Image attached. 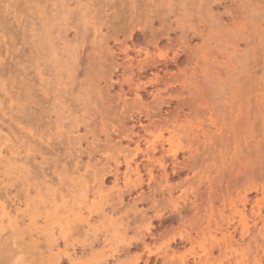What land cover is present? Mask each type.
<instances>
[{
  "label": "rangeland",
  "instance_id": "374dc122",
  "mask_svg": "<svg viewBox=\"0 0 264 264\" xmlns=\"http://www.w3.org/2000/svg\"><path fill=\"white\" fill-rule=\"evenodd\" d=\"M42 1L41 0L40 1L39 0H0V43L3 40V44L5 46L4 47L2 45V43L0 44V47L3 46L0 48V72H1L0 73V85L2 86V88L0 86V89H2L1 90L2 92L0 91V120H1L0 126H2V127H0V137L3 139L2 141H6V143L4 145L6 151L4 152V154L6 153L5 155L7 157H13V158L17 159L16 160V167L17 168L19 167L23 171L19 175H23V173L24 174L27 173V172H24L27 169L26 166L29 168V170H31L32 168L30 169L29 164L32 165L33 163L28 164V163H26L27 162L26 160H25V162H20V161H23V160H21V159H23L22 157L9 155L10 150H9V148H6L7 144H8V146L10 145L9 147H14V148L19 147L20 144H22V145L27 144V146L30 144L31 146L29 145L28 146L29 148L34 147L33 149L39 148L40 150H42L43 149L42 147H44V148L46 147V149L48 151H49V149H50V151L52 150L54 153L56 151H54L52 147H47L46 145H41L38 140L31 138L27 134L26 131L22 130V127H24L25 125L27 126L29 124V123L26 124L28 121H26L23 113L19 114L16 110L13 111L12 106H11V102H7V101H10V97L14 96V95H16V98L13 97V98H15V100L22 99L23 95L25 96V93L27 91V88L25 89V87L31 83V85H33V84L34 85L32 87L30 86L31 88L28 86V89L30 88L29 90L33 91L32 89H34V90L38 91V89H39L38 94L36 91L35 92L33 91V94H35L34 95L35 103L36 102L39 103L41 105V107H45V106L48 107L49 106V108H51L50 105L54 101V99H52V98H54L53 96H57V94H59V96H57V97H59L58 101L64 102V105H65V107L63 106V108L62 107L61 108L67 110L66 108H68L71 104V101H70L71 98H72L71 100H73V102L75 101L76 103H78L77 101H79L78 96H80V93L76 92V91H80V92L83 91L80 88H79V90L77 89V87H80V83L83 81L82 78L85 76L84 75L82 77V73L84 72L85 69L83 68V71H82V67L80 65L85 64V68H86V66L91 61V59H90L91 57H89V55H91L92 58H95L94 53L92 52V48H90V47H92V42L95 39V34H94L95 30H93L94 26L92 23L95 20L94 19H88L87 21L85 20V22H84L82 20V18H84L88 14L87 13L88 11L96 10L95 5H98L97 3L100 2L101 0H81V1L80 0H70L71 4H70L69 0H62V1L60 0V2H63L64 4L60 3L59 0H55L58 4V7H57L56 2H54V0H50L51 2L49 0H47V1H49V3L46 0H42ZM92 1L93 2L95 1V2L93 3ZM110 1L113 2V0H103L102 1V2H105L107 5L105 3L102 4V2L100 3L101 5H103V6L100 5L102 12H103L101 15H103V16L100 15L98 18L99 19L101 18L102 21H100V22L103 23V25L101 26V28H100L101 30L99 31V33L101 32L100 34L102 36L107 37L108 34H110L112 32H113L112 33L113 35L112 34L111 35L114 36L118 32H119V34L122 32L124 33V30H125L126 34L125 33L123 35L121 34L119 38L121 40H123V38H122V36H123L124 40H128V39H125V37L127 38L126 35L129 34L128 38L131 37L130 39L133 40V41L132 40L127 41V43H129L128 46L130 47V50L128 51V53H129L128 55L130 57H128V60L130 58L134 59L139 54L138 51H136V50H139L140 48L147 47L150 50L151 59L149 58V61H151L153 64L155 63L153 61H156V63L158 62L160 64L159 65L160 67L159 66L155 67V68L152 67V68H149L147 71H141L139 68H137L138 70L135 69L136 74L142 72V74L145 75V76L142 75V79H143V80H141L142 82L144 81L147 83L153 79L155 80L156 78L154 75H157V73H158V76L160 75V77H162L163 72H164V77H165V74H167L166 75L167 78L170 77L169 79H172V83L175 82L173 84L175 86V88L171 87V89H169V90L173 89L172 91L168 90V91L163 92V90H162V93L160 95H158L156 98L151 96L152 95L151 91L153 92V90L157 89L158 87L159 88L161 87V89L163 87V89H165L164 86H158V84L151 85L148 87V89L146 91L139 92V98H136L135 95H130L129 96L130 102L128 104L129 105L128 109H130L129 107H132L133 109H130V111L132 110V112H133L132 114L135 116V118L137 120H142L141 124L144 123V125H146L148 127V131H149L148 138H149V141L151 142V144L159 143V144H157V145H159V147L161 145L165 144L164 148L165 149L167 148V151L170 152V153H168V155H171L173 153H177L178 154L177 157L179 158L178 160L181 163L180 167H182L184 170H183V172L181 170V172H182V173L180 172L181 176L177 175V177H176V176L172 175L173 171H171L172 169L174 170L173 164H171L172 166L169 165L170 167H168V173L170 171L172 173H169V175H171V177L168 181H166L165 176H164V172H163V170H161L160 166L158 167V165H156V170L153 173L154 176H152V177L149 174L146 175L147 172L144 173L145 171L142 170L141 174L143 176L144 184L142 185L141 188L139 187L136 191H134L133 195L135 197L133 195L126 197L125 204H124L125 207L121 206L119 211H118V214L116 212L115 213L111 212V210L107 208L105 215H106V218L108 219V221L106 219H104L103 217L101 218L97 215L98 210H100L102 207H105V206L107 207V204L109 205V204L115 203L117 201V196H118V192L116 191L117 189L118 190L121 189L122 191H124V190L126 191L130 188H133V187H136L137 185H139L138 184L139 174H137L138 172L136 170H134L135 169L134 168L133 171L131 173H129L130 175L128 177H130V178L128 179V181L127 180L121 181V184H119V186L117 187L116 190H115V188L113 189L114 186L111 182H107L103 186L105 189L103 188L100 194H98L96 196V195H93L91 193L89 195L87 202H86V204L88 206L87 205L86 206L88 208H91L92 210H94L96 212L93 214V217L89 213V211H84V212H85V216H88V217L91 216L93 218L92 221H93V223H95V226H99L98 233H99V236L102 237L103 241L101 240L100 244L95 246V249L93 250L94 252L91 251L90 249H88L84 253L80 249L79 245L76 246V248L74 247L75 249L73 247H70L69 252L71 254L75 255L76 257H79V258L82 256V264H100L101 259H102L100 254L102 252L103 253L106 252L107 255L104 254L105 255L104 259H106V257L108 255L110 256L111 254H116L117 252H121L123 249H124L123 251H125V250L126 251L125 252L122 251V253H120V255L118 257L120 262L124 261L123 264H126V263L131 264V263H128L126 260H130L131 257L133 258L139 254H142V253H145V260H146L147 259L146 257L151 252L154 255L151 253L153 257L151 256L152 262H150V264L156 263V261H154V260H157L156 264H163L162 260H164V257H166L167 254H169V253H170V258L168 257L169 255L167 256L169 258V259H167L168 264H183V263H185V261L188 262V264H264V138H263L264 137V130H263L264 127H262V126H264V124H263V122H264V112H263V110H264V0H184V1H182V0H175V1L169 0V2H168V0H159V1H157V0H142L143 2L141 0H134V2H133V0H130V1L129 0H114L113 3ZM172 1H174V2H172ZM27 2L29 4H27ZM88 2L89 3L92 2L91 3L92 5L88 4ZM165 2H166V4H165ZM131 3L134 4V6H135V13H134L135 16L133 14L132 17H131V11H130V7L132 6ZM151 3H153V4H151ZM157 3H159V4H157ZM174 3H175V5H174ZM40 4H42V5H40ZM48 4H49V6L51 4L52 5L50 7H47ZM61 4H63V5H61ZM104 4L108 7H106ZM116 4H118L119 7H117ZM135 4L138 6H136ZM35 5H36V7H37V5H38V7L42 6V8L40 7L42 9V11L38 7L36 8ZM45 5L49 9H47L45 7ZM78 5H80V6H78ZM30 6L33 8L31 9ZM68 6L72 9H70ZM77 6L81 7V8H77ZM82 6H83V8H82ZM86 6L88 9L85 8ZM104 6H105V8H103ZM142 6L144 8L146 7V9L143 10ZM174 6H176V7H174ZM60 7H63V8H60ZM126 7L129 10L127 9L125 11L123 9ZM136 7L138 9H136ZM139 7H141L142 9H140ZM154 7H156V8H154ZM161 7H165L164 11L166 10L168 13L166 15H169L170 18H167V19H171V20L170 21L167 20V22L169 21L170 25H167L168 23L166 22V18H165L166 15L164 16V14L166 12L164 13L163 8H161ZM27 8L28 9L30 8V9L28 10ZM51 8H53V9H51ZM57 8H59V9H57ZM97 8H98V6H97ZM152 8H153L155 14H157V12L159 13L160 17L158 16V14H157V16L153 17L154 15L151 14L153 12ZM36 9H38V10H36ZM43 9H46L45 10L46 13L44 12ZM80 9H82L81 10L82 13L80 12ZM157 9H159V10L161 9L160 11H161V13H163L162 16H161L159 10H157ZM169 9L174 10L175 14L177 16L175 14H173L174 12H171L172 10H169ZM48 10H50L49 11L50 13H51V11H55V10L56 11L52 12L53 14H49ZM57 10H59L61 12H58L59 14H57L56 13ZM62 10H64L63 12L64 13L66 12L65 14H67V15H64ZM65 10H67V11H65ZM70 10H72V13L68 15L67 12H69ZM103 10H105L106 12H104ZM127 11H129L130 13H128ZM142 11L147 15L149 14L148 15L150 17L149 21H148V17L146 15L142 14L143 13ZM32 12H34V14H36L35 15L36 18L34 17ZM75 12H77V13H75ZM79 12H80V14H79ZM92 13H93V15L94 14L96 15V12L94 13V11H93ZM177 13L180 14V16L182 14V17H180ZM104 14H106V15H104ZM141 14L146 16V17H144V16H143V18H142V16L140 17ZM31 15L33 17L32 19L29 18ZM52 15H55V16H52ZM61 15L64 18H63V20L58 21V19H60V17H58V16H61ZM128 15H130V16H128ZM25 16H27V17H25ZM65 16H66V18H65ZM67 16H70L68 18V20H66ZM105 16L107 18H105ZM117 16H118V18H117ZM49 17H51L52 19ZM56 17L58 19H56ZM125 17L128 20H126ZM157 17H158V20H155ZM166 17H168V16H166ZM28 18H29V20L31 19L30 21H32V22L35 19H40L39 21L35 20L34 21L35 24L34 23L30 24L31 22H28L29 27L31 28V31L29 30L30 28L27 26L28 25L27 21H29ZM53 18L56 19V21H53L54 20ZM145 18H147V20ZM175 18H178V19H175ZM179 18H181V20L184 22L180 21ZM70 19H72L73 21ZM75 19H76V21H74ZM79 19L85 23V26L80 22ZM46 20H48V21H46ZM50 20L55 22L56 24L53 22L51 23ZM108 20H109V22H108ZM135 20H136V22L134 24L133 22ZM151 20H155L154 22L152 21L153 24H152V22H150ZM164 20H165V22H164ZM67 21H69V23L70 22L73 23V25L70 23L73 26L72 29H71V27H69L70 24ZM119 21L121 23L123 22L124 24H126V26L128 25L129 28H127L123 23H122V25L118 26ZM171 21L174 22V24ZM40 22L43 25L39 24ZM46 22H48V24L50 22L51 24H53L52 26H54V27H52L51 24H49L47 26V30L50 27V29H49L50 31L48 30V32L44 30L46 28L45 27ZM88 22H90V23H88ZM178 22L180 23L179 25L181 27L179 25H177ZM205 22L206 23L209 22V23L206 24ZM76 23H78V24L76 25ZM87 23L91 27H89L87 25ZM131 23H132V25L133 24L135 25V26L133 25V27L136 29V32L134 31V33H133L134 28H130V26H132ZM184 23H185V27H183ZM33 24H34V26H33ZM54 24L58 25L60 27L58 28V26H56L57 27V29H56ZM62 24H65V25L61 26ZM110 24H112V25H110ZM151 24H152V27H151ZM35 25H36V27H35ZM37 25H39V26H37ZM41 25H42V27H41ZM123 25L127 29L125 27H124L125 29H123L121 27ZM82 26H84V28ZM113 27H115V28H113ZM164 27L166 28V30ZM168 27L171 28L170 31H169ZM191 27H194V28L197 27L196 28L197 30H198V28H200L198 30L199 34H198V31H196L195 29H192ZM54 28H55V30H54ZM60 28L62 29V31L60 30ZM86 28H88V29H86ZM105 28H107V29H105ZM109 28H112L111 32H110ZM176 28H180V31H179V29H176ZM207 28H210L211 30L207 29ZM172 29H173V31L175 29L176 30L173 32ZM189 29L191 30V33H190ZM206 29L208 31H210L211 35L209 34V32ZM27 30H29V31H27ZM63 30H65V33L63 32ZM76 30H79V31H76ZM103 30L104 31L106 30V31L104 32ZM115 30H116V32L118 31L116 34H114ZM194 30L196 32H194ZM32 31H33V33H30ZM44 31H45V33H44ZM149 31L155 32L156 35L161 33V34L170 35V36H163L164 38L162 39V37L159 34L161 39L158 37V35H157V38H155L152 35L154 33L149 32ZM159 31H162V32H159ZM182 31L183 32L185 31L184 32L185 34H187L189 32L188 34L191 36L193 33L197 34L196 36L193 34L195 36V38L193 37L191 44L187 45V46H189L187 48H189L190 53L186 51L185 45L183 44V46H182L180 44V41L177 39V37L180 38V36L183 35ZM46 32H47V34H46ZM59 32L62 36H60ZM77 32H78V34H77ZM106 32L108 33L107 35H106ZM179 32H182V33H179ZM36 33L38 35H36ZM62 33H64V37H63ZM82 33H83V35H82ZM11 34H13V35H11ZM32 34L35 35L36 37L33 36ZM200 34H202L203 36L202 35L200 36ZM28 35L31 37H29ZM146 35H148V36H146ZM112 36L110 38H108V39L112 40V41H109L111 47L114 46L115 43L113 41H114L115 37H117V35L114 36V39L112 38ZM154 36H155V34H154ZM204 36H205V39L203 38ZM32 37L36 41H34L32 39ZM38 37L40 39L41 38L42 39L38 40ZM87 37H89V38H87ZM169 37H172V38H169ZM196 37L198 39H196ZM26 38H28V39H26ZM59 38L60 39L62 38L63 40L62 39L60 40ZM65 38H67V39H65ZM78 38H81V40ZM30 39H32V41ZM77 39L80 42L81 41H83V42L89 41V42L88 43L86 42L87 44L83 43L82 46H80V42L77 43ZM137 39L141 40L140 41L141 43ZM157 39H159L158 40L159 42L156 41ZM171 39H173L174 42L178 41L179 43L178 42L173 43L171 41ZM10 40H11V42L12 41L13 42L11 43ZM26 40L31 41L34 44V46H33V44H31V42H29V41L26 42ZM64 40H66V41L69 40L74 45L69 41H68L69 42V44H68ZM161 40H163V41H161ZM51 41H52V43H51ZM145 41L146 42L149 41L150 43L149 42L146 43ZM152 41H153L154 45L151 43ZM154 41L156 43H154ZM170 41H171V45H170ZM192 42H193V44H192ZM10 43H11V46L9 45ZM40 43H42L43 45ZM62 43H63V45H62ZM130 43L133 44V46ZM157 43H159V44H157ZM64 44H65V46H64ZM102 44L103 43H101V45ZM134 44H136L137 47H135ZM147 44H148V46H145ZM156 44H157V46H156ZM167 44H169L170 46ZM174 44L175 45L177 44V47L179 50L177 49V47H175ZM35 45L36 46L38 45V46L36 47ZM52 45H53V47H51V49L52 48L54 49V50L53 49L52 50H53L55 58L56 57L58 58L59 57L58 55H60L62 52V54L64 53V57L65 58L67 57L66 59H69V61L71 63H73V65H72L68 61L70 64H69V66L66 67V63H67L65 61L66 59H64V57H62L63 55L61 54V56H60L61 61H59L60 65L57 64L59 66V67H57V69L59 68V70H60L61 65L63 66L62 67L63 69H61L60 71L58 70L61 73V74L60 73L57 74L58 76L56 75L57 71H56V68L54 66H56L55 65L56 63H58L59 58L55 59L54 56H51L52 51H51V49H49V47ZM66 45L70 47V48L68 47V50H67ZM160 45H161V47H159ZM12 46H13V48H12ZM39 46H40V49H39ZM78 46H80V48L77 49ZM166 46H167V48H166ZM171 46L173 49L171 48ZM190 46L195 47L193 51L191 49L192 47L190 48ZM10 47L13 50H9ZM56 47L57 48L60 47V48L57 49ZM65 47H66V49H65ZM168 47H170L173 50V52L171 49L169 50ZM196 47H197V49H196ZM41 48H43V50H45V52H47L46 50L49 49L48 50L49 54L45 53L46 57L43 56L45 54H44V51L41 50ZM73 48H74V50H73ZM180 48L182 49V51ZM14 49L15 50L17 49V51H15ZM133 49H134V51H133ZM151 49H153L154 51ZM183 49H185L186 53ZM35 50L37 53H38V51L43 53V54L40 53V55L42 54V56L40 58H44L45 61L40 60L41 61L40 64L45 62V64L47 65V62H48V65H49L48 69L44 66L41 68V70L46 68L45 71L43 70V73L44 72L46 73V74H43V76L45 75L44 77H42V75L38 76V74L42 71L38 68H37L38 70L35 69L38 66H36L37 64H34L32 61L33 59H31L33 57L36 60L40 56L39 53L38 54L35 53ZM61 50L67 51V54ZM77 50H78V52H77ZM1 51L2 52L4 51L3 52L4 54ZM12 51H14V52H12ZM69 51H71V52H69ZM115 51L117 52V55H115V56L117 57V59L120 60V58L124 54L120 50H118L117 48L115 49ZM130 51H131V53H130ZM135 51H136V53H134ZM179 51H180V53H179ZM27 52H28V54H27ZM116 52H115V54H116ZM144 52L142 54L143 58H145ZM181 52L182 53L184 52L183 54H187V55L183 56ZM196 52H198L200 56L198 55V53L196 54ZM56 53H58V55ZM85 53H86V55H84ZM200 53H202V55ZM205 53H206V55L203 57V55ZM26 54H27V56H26ZM74 54H76V55H74ZM119 54H121V55H119ZM163 54L168 55V56L165 58V56ZM178 54H180V55H178ZM191 54L193 56V57H191V60H192L194 65L190 61L189 63L192 64V65L190 64V66H191L190 67L188 64V61L190 60L189 56H191ZM131 55H134V56L131 57ZM197 55L200 58L197 57ZM87 56L89 57V61H88ZM174 56L176 57V59L174 58ZM186 56H188V58ZM206 56H208V57H206ZM24 57L25 58L28 57V59L30 58L32 64H31L30 60H28V61L30 62L31 68L29 65H27L28 61L23 60V59H25ZM156 57H158V58L160 57L159 60ZM82 58H83V62H81ZM172 58L174 59V61ZM193 58L195 60H193ZM196 58H198V60ZM19 59H22L24 61V64L26 63L27 66L22 64L23 61L19 60ZM48 59L50 62L48 61ZM53 59L55 60V62L57 60V62L53 63L54 62ZM62 59H64V62ZM170 59H172L173 62H170L171 61ZM79 60H81V61L78 62ZM165 60H167V61H165ZM208 60H209V62H208ZM29 62H28V64H29ZM184 62H185V64H183ZM194 62L195 63L197 62V64L199 62V65H196ZM16 63H18V64L16 65ZM49 63H52V64H49ZM64 63H65V65H64ZM173 63H174V65H173ZM32 65H34L35 68H34V66L32 67ZM50 65H53V66H50ZM67 65H68V63H67ZM70 65H72V66H70ZM178 65H179L180 69H179ZM11 66H12V68L10 69ZM28 66H29V68L27 69ZM82 66H84V65H82ZM24 67H26V68H24ZM52 67H54L55 69ZM194 67H197V68H194ZM67 68H68V70H71V69L72 70L68 71V70H66ZM164 68H165V70H164ZM29 69H31V70H29ZM33 69L35 71L37 70L38 73L33 72ZM52 69H54V70H52ZM158 69H160L162 71V72L160 71L161 72L160 74H159ZM169 69H170V71H169ZM8 70L9 71L12 70V71L9 72ZM61 71H63V73ZM65 71L69 72V75H67L68 73H64ZM79 71L81 73L80 75L78 73ZM138 71H140V72H138ZM156 71H158V72H156ZM172 71H173L172 75L175 74L174 77L171 76ZM115 72L119 73L118 71H115ZM203 72H204V74H207L208 76H206L204 78ZM117 73H114L115 79L113 78V80H116L117 77L115 75ZM35 74H37L39 79L44 78L45 81L48 79L47 82H49L51 84H47V82H45L47 84L45 87V83L43 81H41L42 80L41 79V80H39L40 83L39 84L37 83V86H36L35 81H37L38 79L37 80L35 79V78H37V77H35L36 76ZM48 74H50V75L46 76ZM59 75H60V77H59ZM61 75L66 76V77L70 76V77L66 78V77H62ZM33 76H34L35 80L33 79ZM56 76L59 78H57ZM78 76L81 80L78 78ZM92 76H93V74H92ZM92 76L90 77V79L94 78ZM245 76L247 77V79H245L246 78ZM30 78H32V79L30 80ZM50 78L52 79L51 82L49 80ZM65 78H66V80H65ZM241 78L245 79L243 85H242L243 80H240ZM57 79H58V81H57ZM72 79H74V81ZM83 79H86L85 81L90 80L86 76ZM161 79H164V78H161ZM29 80L31 82L29 84H27L26 82H28ZM32 80H34V81L32 82ZM60 80L61 81L63 80L65 82V84H63V81L61 83H59ZM246 80L248 82H246ZM21 81L23 82V84ZM55 82H56L55 85L58 84L57 86L54 85ZM195 82L196 83L198 82L199 84L197 85V84H195ZM24 83H26V84L24 85ZM66 83L67 84L69 83V85L66 86ZM114 83H115V85L111 90V93L113 95L117 94L115 92L119 91L120 87H121L120 86L121 84L118 82V79H117V82L114 81ZM40 84H42V85H40ZM59 84L61 87L64 88V91L62 90V88H59L60 87ZM194 84L197 85V89L194 88V87H196V86H194ZM3 85H5V86H3ZM7 85H8V87H7ZM48 85H49V87H47ZM51 85L54 88L56 87L58 90L57 89L54 90V88L51 87ZM70 85H72V86H70ZM199 85H200V88H202V90H201L202 95L199 93L200 97L198 94V91L200 92V88H198ZM20 86L21 87L23 86V89H25L23 91H25V93H23ZM42 86L46 89H44ZM14 87H15V89H14ZM36 87H37V89H36ZM50 87H51L53 92L56 90L59 92V90L61 89L63 93H60L61 90L59 93L56 91V93H55L56 95L52 92V95L50 97H48L47 95H45V93L47 92L48 88H50ZM69 87H71L72 90L75 89V92L71 91L69 89ZM11 88L13 89V91H11L12 90ZM65 88H68V89H65ZM86 88H87V86H86ZM86 88L84 86V90H87ZM150 88H153V89H150ZM194 89H195V91H194ZM6 90L8 92L10 91L12 93L15 91V93H13L14 94L13 95V94L7 93ZM65 90H68L67 94H69V92L71 91L69 94L70 96L66 94ZM3 91H4V93H3ZM40 91H42L43 93ZM148 91H150V92H148ZM16 92L19 94H16ZM64 92L66 95L64 94ZM191 92L194 95L191 94ZM194 92H196V93H194ZM76 93H78V94H76ZM42 94H44V95H42ZM192 95L194 96V98ZM63 96H65L66 98H64ZM104 96H105V94L102 95L103 98H105ZM17 97H18V99H17ZM19 97H21V98H19ZM60 97H62V99ZM74 97H76V99L77 98L78 99L76 100ZM84 97L82 98V100H85L87 97L89 98L91 96H86V98H84ZM67 99L69 102L67 101ZM188 99L191 101L193 100V102L196 100L197 101L196 103L198 106L196 105V103H195V105L193 103H190ZM41 100H43V101H41ZM181 100H183V101L180 102ZM187 100L190 103L189 106L193 104L192 106H194V107H192V106L186 107L185 106L184 107L185 109H183L184 112L182 111L181 114H180V111L179 112L177 111V113H179L181 115V117H179L180 116L179 115L176 118L178 122L176 120H173L174 121L173 126H172L174 128L173 130L170 129L171 127H167L168 128V130H167V128H159L155 125L159 121L157 114H161V115L166 114V117H167L170 114L171 110H173V111H174V109L177 110L176 108H178V110H179L180 109L179 107H182V105L180 106V103L183 104L184 101H185L184 103H187ZM67 102L69 105H67ZM7 103L9 105V107H8ZM167 103H170V105ZM94 104H90V106H88V108H87L88 111L87 110L83 111V109L82 110L80 109L79 111H81V112H78L77 114L73 115V117H76V116L79 117L78 114L80 113L79 115L82 116V117L80 116V118L86 119L88 117L87 120L88 121L90 120L89 122H91L93 120L92 114L95 116L96 114H98L100 112L99 108L97 107V104L96 103H94ZM224 104H226L228 107ZM187 105H188V103H187ZM215 105H218L219 107L215 106ZM39 106L38 105L33 106V108H34L33 111H35V112L32 111L33 115H35V116L32 115L33 117H36V114H37L36 110H39V109H37V107H39ZM93 106H95L96 109ZM196 106H197L198 110H197ZM258 107L260 110H258ZM260 107L261 108L263 107V108L261 109ZM188 108H192V109L196 108V112H195L196 115H194L195 113H191L192 110L191 109L189 110ZM208 108L210 110H208ZM232 108H233V110H232ZM240 108H241V110H240ZM242 108H244L245 111ZM2 109H5V110H2ZM94 109L96 111H94ZM158 110H160V111H158ZM200 110H202L204 112V113L201 112V116L198 115L200 113L198 111H200ZM58 111H59V113H61V115L64 114V113H62V112H64L63 110H58ZM194 111H195V109H193L192 112H194ZM241 111H243V113L245 112V115L241 114L242 113ZM96 112H98V113H96ZM164 112H165V114H163ZM228 112H230V113H228ZM239 112H240L241 117H239ZM262 112H263V114H262ZM34 113H36V114H34ZM71 113H72V110H71V112H68V115ZM134 113H136V115ZM141 113L143 116L141 115ZM149 113H152V114L154 113L153 115L151 114V116H152L151 122L152 123H150L149 119H147V117H146V115ZM174 113H175V111H174ZM249 113H251V114L249 115ZM185 114L186 115L189 114L190 117L185 116ZM197 115L200 116V118ZM223 115L226 116V120L223 118ZM243 115H244L245 119L247 117L248 120L246 119V121H244ZM1 116H4V119ZM17 116H18V119H17ZM20 116H21V118H20ZM196 116H197V118H196ZM14 117L16 119H14ZM187 117H189V118H187ZM36 118H34V120H36ZM53 118L56 119L55 114L53 115ZM178 118H180V121ZM211 118L213 119V121ZM2 119L5 120L6 122L4 121L5 122L4 123ZM19 119L22 121H20ZM31 119L33 120L32 117L30 118V120ZM30 120H29V122L31 124H33V125L38 124V127L40 126L39 121H37L38 119L36 121L33 120V122H32V120L31 121ZM240 120L242 121L241 124L243 123L242 125H240V123H239ZM214 121H216V122H214ZM248 121L250 123H248ZM24 122H26L25 125L23 124ZM45 123L46 122H43L42 124L46 125ZM246 123H248L251 126V127H249L250 128L249 131H247L248 130V124H246ZM131 124L135 125L136 127L139 125L141 126V124H138L137 121L136 122L131 121ZM177 124L180 126L176 127V130H175V126ZM215 124H217V125L214 127ZM251 124L253 125V127ZM33 125H32V128H34ZM239 125H240V127L242 126L241 129H243V127H245L246 132L241 130ZM245 125L247 126V128ZM36 127L37 126H35L34 129H36ZM139 127H137V130L140 129V131H142L141 127L140 128ZM223 130H225L226 132L224 131L225 133H222ZM210 131L211 132L213 131L212 133H214L216 137L213 136L214 134L212 135L213 136L212 137ZM216 131L217 132L219 131V133L221 132L224 135H222L221 133L217 134ZM261 131H263V134ZM247 132H248L247 135H249V132L250 133L253 132V133L250 134L251 136L249 135L246 137L245 134ZM77 133L79 135H83L85 133V128H83L82 130H80ZM141 133H143V131ZM252 134H254V138H253ZM220 135L223 137L225 136V138L220 137ZM243 135H245V136H243ZM8 137H9V139H8ZM4 138H5V140H4ZM15 138H16V140H13ZM89 139H90L89 141H91L92 138L90 137ZM223 139H225L224 141H226L227 145L229 144L228 147H227L226 143L223 141ZM16 141L19 142V144H17ZM22 142L23 143L26 142V144L25 143L23 144ZM160 143H161V145H160ZM124 144L126 146L128 144V142L127 143L125 142ZM223 145H224V148H223V150H221ZM60 146H62V145H60ZM86 146H88L87 143H84L83 148H86ZM148 146L149 145H147L146 143H143V145L141 146V150L145 151ZM58 147L59 146H56L54 148L58 149ZM62 147H64V148L61 149ZM62 147H59V149L57 150L58 154H56L57 153L56 152L55 154H53V157H52V154L50 155V153L52 151L51 152H44L43 150H45V149H43L41 151V153L39 152V154H37V156L38 155L39 156L37 157L36 162H38V164H39L42 161L43 156H46L49 158L52 157V159H56V160L59 158L58 160L60 161V165H58L59 166L58 168H59V170H62L63 167L65 165L67 166V164H68L64 160L65 157L68 155V153H66V149H65L66 146H62ZM131 149L133 151H136L137 146L133 144ZM225 149H226V151H225ZM61 150H63V151H61ZM62 152L64 154H62ZM48 153H49V155H48ZM59 153H61L62 155ZM65 153H66V155H65ZM106 153H107V155H113L114 151H107ZM222 153H223V155H222ZM225 153H227V156ZM209 154H212V156H213L212 157L210 155L211 159L208 158ZM23 155H25L24 152H23ZM158 157H159V155H158ZM224 158H225V160H224ZM193 160H195V161H193ZM196 160L200 161V163L198 162L199 164H196L197 163ZM87 161H88V158H85V162H87ZM192 161L195 164H191ZM18 162H20V163H18ZM25 164H26V166H25ZM186 165L187 166L190 165V166L187 167ZM191 165H194L195 167L194 166L192 167ZM32 167L35 168L34 166H32ZM171 167H173V168H171ZM34 170L32 169L31 171L33 172ZM14 172H16V171H14ZM81 174H84V176H83V179H84L86 177L85 175L86 174L89 175L90 172L86 173V170H82ZM161 175H163L162 178H161ZM30 176H32V174ZM51 177H52V175L49 176V178H51ZM4 178H5V180H4ZM2 179L4 180V182L2 181ZM9 179L10 178L7 176H3L0 178V184H1L0 189L4 188L3 190H5V187H6V189H7V187H9L8 192H14L15 191L14 193H16V190L11 191V187L9 186L10 184H6L9 182ZM88 179L90 180V177H88ZM54 180L56 182V179H54ZM52 185L48 184V186H51L50 187V188H52L51 190L56 189V188L58 189L61 186L60 184L57 185V182H56V184H54L55 188H53ZM17 186H20V184H17ZM43 186L45 187V185H42V187ZM41 190H42V191H40L41 197H39V199H43L44 201L48 200V198L51 199V196L49 195L51 193L48 192V191H50L49 187H46V190H43V188ZM43 191H44V193H43ZM45 191H47V192L45 193ZM2 193H3V191H0L1 202H7L8 201L7 199L10 196H12V194H8L10 196H7L6 192H4L3 196L5 195L7 198L5 200V196L4 197L1 196ZM143 194L147 198V200L144 202L139 200V196L143 195ZM33 195L35 196V197L33 196L34 198L37 197L36 194H33ZM1 197L4 199V201ZM135 198H138V201H139V203L137 205L138 214L136 215V217H139L138 222L133 226L132 231L128 235L125 236V234H123V236L126 237L127 241L133 242V247H131L129 249L127 244L124 243L123 239L121 238V233L124 232V228L123 227L121 228V222L126 224L128 217H129L130 221L133 220L134 215L130 209L132 208V205H133L132 200H134ZM82 199H83L82 196H78L76 198H73V200L76 203L78 201L81 202ZM113 200H115V202H112ZM58 203L61 204L60 199H58ZM127 204H129L130 206H127ZM194 204L198 205V210H196L194 208V206H195ZM195 215H198L201 218V231L199 234H197L188 223L189 219L191 220L193 218V216H195ZM161 224L163 226H161ZM8 226H9V222L7 219L0 220V247H2V248H0V250L3 249L4 241L9 236ZM118 228H119V230H118ZM149 228H150V231H148ZM164 232L165 233L168 232L167 235L164 234ZM141 233L144 234L143 236H147V240L149 242L147 240H146V242H148L147 243L148 245L150 244L149 250H144L143 245L140 244L139 242H138L139 246L137 245L138 239L142 236ZM151 234H153V235L155 234L156 235L155 238H151L150 237ZM74 235L76 236L75 233H74ZM107 236L109 238L108 239L109 241L104 242V239H107ZM191 236L194 239V240L192 239V241H190V239L188 240V238H190ZM77 238H79V237L77 236ZM173 238L175 239V242L172 241L170 243V240ZM80 239H82V238H80ZM80 239H79V241H80ZM256 240H257V242H256ZM61 244H62L61 245V251L63 249L65 250L66 247H65V245H63L64 243H61ZM126 253H127V255H126ZM129 254H131L132 256H130ZM8 255L11 257L12 253L6 254L4 256H2L0 254V256H1L0 257V264H33L31 262V260L28 258V255H26V257H24L25 255L22 254L13 260H8L7 259L9 257ZM97 255L99 257H97ZM22 256L24 258H26L23 261H21V259H20V258H23ZM3 257H6V259L4 258L5 261H4ZM99 258H101V259L99 260ZM109 261H110V263H108V264H119V262L117 263L115 260L112 261L110 259ZM140 264H145V263L142 262Z\"/></svg>",
  "mask_w": 264,
  "mask_h": 264
},
{
  "label": "bare ground",
  "instance_id": "6f19581e",
  "mask_svg": "<svg viewBox=\"0 0 264 264\" xmlns=\"http://www.w3.org/2000/svg\"><path fill=\"white\" fill-rule=\"evenodd\" d=\"M40 1V0H39ZM42 1V0H41ZM47 1V0H46ZM50 1V0H49ZM49 1H47L48 3H49ZM62 1V0H61ZM81 1V0H80ZM103 0H101L100 2H98L97 4L98 5H95V8H96V10H93L94 11V13L96 12V15L94 14L93 15V11H88L87 13V15L84 17V18H82V20L85 22V20L87 21L88 19H94L95 21L94 22H92L93 23V26H94V29L93 30H95L94 31V34H95V39H94V41L92 42V47H90V48H92V52L94 53V56H95V58H92V56L91 55H89V57H91L90 59H91V61H90V63L86 66V68H85V64H79L81 67H82V71H83V68L85 69L84 70V74L82 73V77L85 75L86 77H88L89 79H90V77L92 76V74H93V76L92 77H94V78H91L90 80H87V81H85L86 79H83V78H85V76L82 78V82L80 83V87H77V89L79 90V88L81 89V90H83V91H76V92H79L80 93V96H78L79 97V101H77L78 103H76L75 101L73 102V100H71L70 99V101H71V104H70V106L68 107V108H66L67 110H65V109H62L63 108V106L65 107V105H64V102H59L58 101V99H59V97H57V96H59V94H57V96H53L54 98H52V99H54V101L51 103V105H50V107L51 108H49V106L48 107H41V105L39 104V103H35V101H34V95L35 94H33V91L35 92H37V94H38V92H39V89H38V91L37 90H34V89H32L33 91H31V90H29L33 85H31V79L32 78H30V80L28 81V82H26L27 84H29V85H27L26 87H25V89L27 88V91H26V93H25V91H23V90H25V89H23V86L21 87V90L23 91V93H25V96L23 95V98L22 99H19V100H15V98H16V95H14L13 93H15V91L12 93V92H8L7 90V93H10V94H13L14 96H11L10 97V101H7V102H11V106H12V110L13 111H17L19 114H21V113H23L24 114V116H25V119H26V121H28L27 123L26 122H24L23 124L25 125V123L26 124H28L27 126L25 125L24 127H22V130H24V131H26L27 132V134L31 137V138H33V139H35V140H38L39 142H40V144L41 145H46L47 147H52L53 148V150L54 151H56L55 153L56 154H58V149H59V147H62V146H66V153H68V155L65 157V161L68 163L67 164V166L65 165L64 167H63V169L62 170H59V166L58 165H60V161L57 159H52V157H53V154H55L52 150V152L50 151V149H49V151L46 149V147L44 148V147H42L43 149H45V150H43L44 152H51L50 153V155L52 154V157L51 158H49V157H46V156H43L42 157V161L38 164V162H36L37 161V157L39 156H37V154H39V152L41 153V151L42 150H40L39 148L38 149H33V148H29L28 146L30 145H28L27 146V144H26V142H24L26 145H22V144H20V146L19 147H9L8 146V144H7V146H6V148H9V150H10V154L9 155H12V156H19V157H22L23 159H21V160H23V161H20V162H25V160L27 161L26 163H33L32 165L31 164H29V166H30V169L32 168L34 171V173L31 171V170H29V168L26 166V164H25V166H26V171H24V172H27V173H23V175H19L20 173H22L23 171L18 167H16V158H13V157H7L5 154H4V152L6 151L5 150V147H4V145H5V143H6V141H2L3 139L0 137V178L1 177H3V176H7V177H9L10 179H9V182L8 183H6V184H10L9 186L11 187V191H14V190H16V193H14V192H8V189H9V187H7V189H6V187H5V190H3L4 188H2V189H0V191H3V193L1 194V196H3V194H4V192H6V195L7 196H10V195H8V194H12V196H10L8 199L6 198V196H5V200L7 199L8 201L7 202H1V200H0V220H4V219H7L8 220V222H9V226H8V230H9V236L6 238V240L4 241V244H3V249H1L0 250V254L2 255V256H4V255H6V254H11L12 253V256L10 257L9 255V257L7 258L8 260H13V259H15L16 257H18L19 255H25L24 257H26V255H28V258L31 260V262L33 263V264H82V256L79 258V257H76L75 255H73V254H71L70 252H69V248L70 247H75L76 248V246H78L79 245V247H80V249L82 250V252H86L88 249H90L91 251H93L94 249H95V246L96 245H98V244H100V242H101V240H102V237H100L99 236V233H98V231H99V226H95V223H93V214L96 212V211H94V210H92L91 208H88L87 206V204H86V202H87V200H88V198H89V195L92 193L93 195H98V194H100L101 193V191H102V189L104 188L103 186H104V184H106L107 182H111L112 184H113V189L115 188V190L117 189V187L119 186V184H121V181H123V180H127L128 181V179L130 178V177H128L130 174L129 173H131L132 171H133V169L134 170H136L138 173L137 174H139V182H138V184L139 185H137L136 187H133V188H130V189H128V190H124V191H122L121 189H117L116 191L118 192V196H117V201L115 202V200H113L112 202H115V203H112V204H107V207L105 206V207H102L100 210H98V213H97V215L99 216V217H103L104 219H106L107 221H108V219L106 218V215H105V212H106V210H107V208L108 209H110L111 210V212H113V213H117L118 214V211H119V209H120V207L121 206H124V204H125V200H126V197L127 196H132L133 195V193H134V191H136L139 187L141 188L142 187V185L144 184V181H143V176H142V174H141V172H142V170H144L145 172L144 173H146V175L147 174H149V175H151V177L152 176H154L153 175V173L155 172V170H156V165H158V167L160 166V168H161V170H163V172H164V176H165V179H166V181H168L169 179H170V177H171V175H169V173H172L171 171H173V173H172V175H174V176H176L177 177V175L179 176L182 172H183V168L182 167H180L181 166V163H180V161L178 160L179 158L177 157V153H173V154H171V155H168V153H170L169 151H167V148L165 149L164 148V145H161V143H160V147H159V145H157V144H159V143H153V144H151V142L149 141V138H148V133H149V131H148V127L146 126V125H144V123H142L141 124V121L142 120H137L136 118H135V116L132 114L133 112H132V110L130 111V109H133L132 107H129L130 109H128V104H129V102H130V100H129V96L130 95H135L136 96V98H139V92H141V91H146L147 89H148V87L149 86H151V85H154V84H158V86H164V88L165 89H163V87H162V89H161V87L159 88L158 86V88L157 89H155V90H153V92L151 91V96L152 97H154V98H156L158 95H160L161 93H162V90H163V92L164 91H168L169 89H171V87H174L175 88V86L173 85L174 83H172V79H169V78H167V74H165V77H164V72H163V75H162V77H160V75L158 76V73H157V75H154L155 76V80L153 81V80H151L150 82H142L141 80H143L142 79V75L143 76H145L144 74H142V72H140V71H138V72H140V73H138V74H136L135 73V69H137V68H139L141 71H147L149 68H152V67H158L160 64L157 62L156 63V61H153V62H155L154 64L151 62V61H149V58L151 59V52H150V50L147 48V47H145V48H140L139 50H136V51H138V55L133 59V58H130L129 60H128V57H130L128 54V51L130 50V47L128 46V44L129 43H127V41L128 40H132V39H130V38H128V35H126L127 36V38L125 37V39H128V40H124V37L122 36V38H123V40H121L119 37H120V35L122 34H124L125 33V30H124V33L122 32V33H120L119 34V32L117 33L116 32V30L114 31V34H116L117 35V37H115V39H114V36H116V35H114V36H112L113 34V32L112 33H110V34H108L107 32H106V35L108 34V36L106 37V36H102L100 33H99V31L101 30L100 28H101V26L103 25V23H101L100 21H102L101 20V18L99 19L98 17L103 13L102 12V9H101V7H100V3L102 2ZM130 1V0H129ZM142 1V0H141ZM157 1H159V0H157ZM156 1V2H157ZM175 1V0H174ZM174 1H172V2H174ZM182 1H184V0H182ZM29 2V1H28ZM27 2V4H29ZM43 2V1H42ZM45 2V1H44ZM51 2V1H50ZM54 2H56L55 0H54ZM59 2H60V0H59ZM69 2H70V0H69ZM84 2V1H83ZM82 2V3H83ZM93 2V1H92ZM91 2V3H92ZM95 2V1H94ZM93 2V3H94ZM110 2H112V1H110ZM113 2H114V0H113ZM112 2V3H113ZM133 2H134V0H133ZM143 2V1H142ZM148 2V1H147ZM164 2V1H163ZM167 2V1H166ZM166 2H165V4H166ZM168 2H169V0H168ZM178 2V1H177ZM46 3V2H45ZM60 3H63V2H60ZM91 3H89L88 2V4H91ZM103 3H105V2H102V4ZM117 3V2H116ZM128 3V2H127ZM137 3V2H136ZM161 3V2H160ZM32 4V3H31ZM56 4H57V2H56ZM64 4V3H63ZM63 4H61V5H63ZM70 4H71V2H70ZM69 4V5H70ZM96 4V3H95ZM106 4V3H105ZM104 4V5H105ZM119 4V3H118ZM118 4H116L117 5V7H119V5ZM126 4V3H125ZM130 4V3H129ZM132 4V3H131ZM142 4V3H141ZM148 4V3H147ZM151 4H153V3H151ZM157 4H159V3H157ZM162 4V3H161ZM164 4V5H165ZM177 4V3H176ZM40 5H42V4H40ZM52 5V4H51ZM50 5V6H51ZM66 5V4H65ZM83 5V4H82ZM92 5V4H91ZM107 5V4H106ZM105 5V6H106ZM136 5V4H135ZM150 5V4H149ZM163 5V6H164ZM174 5H175V3H174ZM44 6V5H43ZM49 6V4L47 5V7H50ZM54 6V5H53ZM78 6H80V5H78ZM77 6V8H81V7H78ZM94 6V5H93ZM97 6H98V8H97ZM101 6H103V5H101ZM105 6L103 7V8H105ZM123 6V5H122ZM131 6V5H130ZM136 6H138V5H136ZM151 6V5H150ZM168 6V5H167ZM31 7V6H30ZM35 7H36V5H35ZM37 7H38V5H37ZM36 7V8H37ZM42 6H39L38 8L42 11ZM45 7H46V5H45ZM46 7V8H47ZM57 7H58V4H57ZM69 7V6H68ZM106 7H108V6H106ZM143 7V6H142ZM174 7H176V6H174ZM33 7H31V9H32ZM44 8V7H43ZM60 8H63V7H60ZM70 8V7H69ZM82 8H83V6H82ZM86 9H88L87 8V6L85 7ZM140 9H142L141 7H139ZM154 8H156V7H154ZM161 8H163V12L165 13L164 14V16L166 15V14H168L167 13V11L165 10L164 11V8L165 7H161ZM173 8V7H172ZM28 9V8H27ZM30 9V8H29ZM28 9V10H29ZM47 9H49V8H47ZM51 9H53V8H51ZM50 9V10H51ZM57 9H59V8H57ZM70 9H72V8H70ZM125 11L128 9L127 7L126 8H123ZM136 9H138L137 7H136ZM146 9V7L144 8L143 7V10H145ZM150 9V8H149ZM175 9V8H174ZM36 10H38V9H36ZM35 10V11H36ZM44 10V12L46 13V9H43ZM50 10H48V12L50 11ZM68 10V9H67ZM67 10H65V11H67ZM81 10L82 9H80V12H81ZM129 10V9H128ZM148 10V9H147ZM157 10H159V9H157ZM161 10V9H160ZM159 10V12H160V14H161V16L163 15V13H161V11ZM169 10H172V9H169ZM177 10V9H176ZM40 11V12H41ZM56 11V10H55ZM55 11H51V13L49 12V14H53L52 12H55ZM64 10H62V12H63ZM71 11V12H70ZM69 12H67L68 13V15L69 14H71L72 13V10H70ZM104 12H106L105 10H103ZM109 11V10H108ZM130 11H131V17H132V15L135 13V6H134V4H132V6L130 7ZM149 11V10H148ZM151 11V10H150ZM152 13L151 14H153L154 16L153 17H155V16H157V14H158V16H159V13L157 12V14H155L154 13V10H153V8H152ZM156 11V10H155ZM26 12V11H25ZM30 12V11H29ZM43 12V13H44ZM58 12H61V11H59V10H57V14H59ZM80 12H79V14H80ZM128 13H130L129 11H127ZM139 12V11H138ZM141 12V11H140ZM143 12V11H142ZM171 12H174L173 14H175V11L174 10H172ZM33 13V15H34V17H35V15L36 14H34V12H32ZM31 13V14H32ZM64 13V12H63ZM66 13V12H65ZM64 13V15H67V14H65ZM75 13H77V12H75ZM82 13V12H81ZM148 13V12H147ZM150 13V12H149ZM170 13V12H169ZM27 14V13H26ZM48 14V13H47ZM48 14V15H49ZM61 14V13H60ZM107 14V13H106ZM106 14H104V15H106ZM116 14V13H115ZM137 14V13H136ZM140 14V13H139ZM142 14H144V15H146L147 17H148V21L150 20L149 18V14L147 15V14H145L144 12L142 13ZM140 15V17L142 16V18H143V16L144 15ZM172 14V13H171ZM170 14V15H171ZM178 14V13H177ZM30 15V14H29ZM124 15V14H123ZM176 15V14H175ZM179 16H180V14H178ZM28 16V15H27ZM27 16H25V17H27ZM44 16V15H43ZM50 16V15H49ZM52 16H55V15H52ZM71 16V15H70ZM70 16H67V19L66 20H68V18L70 17ZM101 16H103V15H101ZM125 16V15H124ZM128 16H130V15H128ZM134 16H135V14H134ZM146 16H144V17H146ZM166 16H168V17H166ZM165 16V18H166V22H167V20H171V19H167V18H170L169 17V15H166ZM177 16V15H176ZM58 17H60V19H58L57 17H56V19H58V21L60 20H63V18L64 17H62V15L61 16H58ZM62 17V18H61ZM116 17V16H115ZM160 17V16H159ZM175 17V16H174ZM180 17H182V14H181V16ZM16 18V17H15ZM29 18H33L32 17V15L29 17ZM29 18H28V20H29ZM36 18V17H35ZM49 18H51V17H49ZM48 18V19H49ZM65 18H66V16H65ZM105 18H107L106 16H105ZM109 18V17H108ZM117 18H118V16H117ZM141 18V19H142ZM152 18V17H151ZM184 18V17H183ZM18 19V18H17ZM30 19V20H31ZM52 19V18H51ZM54 19V18H53ZM56 19H54L53 21H56ZM125 19H126V17H125ZM146 20H147V18H145ZM153 19V18H152ZM162 19V18H161ZM175 19H178V18H175ZM180 19V21H182L181 20V18H179ZM25 20V19H24ZM27 21V26L29 27V23L28 22H31L30 24H32V23H34V21L36 20H40V19H35L33 22L32 21ZM70 20H72V19H70ZM80 20V19H79ZM82 20H80V22L85 26V23L84 22H82ZM106 20V19H105ZM126 20H128V19H126ZM155 20H158V17L155 19ZM155 20H151L150 22H154ZM46 21H48V20H46ZM53 21H51L50 20V22L52 23ZM73 21V20H72ZM74 21H76V19L74 20ZM130 21V20H129ZM147 21V22H148ZM163 21V20H162ZM169 21L167 22L168 24L167 25H170V23H169ZM43 22V21H42ZM49 22V24H51ZM65 22V21H64ZM68 23H69V21H67ZM108 22H109V20H108ZM107 22V23H108ZM117 22V21H116ZM135 22H136V20L133 22L134 24H135ZM153 22H152V24H153ZM159 22V21H158ZM164 22H165V20H164ZM172 22V21H171ZM176 22V21H175ZM182 22H184V21H182ZM53 23H55V22H53ZM71 23V22H70ZM69 23V24H70ZM88 23H90V22H88ZM88 23H87V25H88ZM123 23V22H122ZM122 23L119 21V25L118 26H120V25H122ZM173 24H174V22H172ZM206 23V22H205ZM209 23V22H208ZM208 23H206V24H208ZM35 24V23H34ZM34 24H33V26H34ZM38 24V23H37ZM39 24H42L41 22L39 23ZM48 24V22H46V25H45V31H47L48 32V30L50 29V27H49V29L47 30V26L49 25ZM56 24V23H55ZM54 24V25H55ZM58 24V23H57ZM72 25H73V23H71ZM70 24V26L69 27H71V29H72V25ZM78 23H76V25H77ZM124 24V23H123ZM130 24V23H129ZM133 24V25H134ZM152 24H151V27H152ZM180 23L178 22V24L177 25H179ZM205 24V25H206ZM43 25V24H42ZM42 25H41V27H42ZM53 24H51V26H52ZM59 25V24H58ZM58 25H55V27L56 26H58ZM65 24H62L61 26H64ZM67 25V24H66ZM91 25V24H90ZM110 25H112V24H110ZM125 26H126V24H124ZM121 26L123 29H125L126 27L127 28H129L128 27V25L125 27V26ZM131 25H132V23H131ZM133 25L132 26H130V28H134L133 27ZM165 25V24H164ZM176 25V26H177ZM182 25V24H181ZM2 26V25H1ZM5 26V25H4ZM37 26H39V25H37ZM84 26H82L83 28H84ZM89 26V25H88ZM107 26V25H106ZM116 26V25H115ZM117 26V27H118ZM135 26V25H134ZM172 26V25H171ZM170 26V27H171ZM180 26V25H179ZM6 27V26H5ZM27 27V28H28ZM35 27H36V25H35ZM40 27V28H41ZM52 27H54V26H52ZM51 27V28H52ZM60 26H58V28H59ZM66 27V26H65ZM87 27V26H86ZM89 27H91V26H89ZM125 27V28H124ZM150 27V28H151ZM170 27H168L169 28V31H170V29L172 28H170ZM174 27V26H173ZM181 27V26H180ZM183 27H185V23H184V25H183ZM210 27V26H209ZM26 28V27H25ZM30 28V27H29ZM28 28V29H29ZM64 28V27H63ZM113 28H115V27H113ZM120 28V27H119ZM126 28V29H127ZM165 28V27H164ZM175 28V27H174ZM187 28V27H186ZM192 29H195L196 31H198L200 28H198V30L196 29V28H194V27H191ZM211 28V27H210ZM210 28H207V29H210ZM34 29V28H33ZM38 29V28H37ZM53 29V28H52ZM56 29H57V27H56ZM66 29V28H65ZM74 29V28H73ZM77 29V28H76ZM86 29H88V28H86ZM91 29V28H90ZM105 29H107V28H105ZM110 29V32H111V30H112V28H109ZM155 29V28H154ZM176 29H179V31H180V28H176ZM175 29V30H176ZM182 29V28H181ZM206 29V30H207ZM25 30V29H24ZM30 31H31V28L29 29ZM29 30H27V31H29ZM54 30H55V28H54ZM60 30L62 31V29L60 28ZM83 30V29H82ZM130 30V29H129ZM165 30H166V28H165ZM174 30V31H175ZM194 30V32H196ZM211 30V29H210ZM45 31H44V33H45ZM50 31V30H49ZM59 31V30H58ZM74 31V30H73ZM76 31H79V30H76ZM87 31V30H86ZM91 31V30H90ZM104 31V30H103ZM106 31V30H105ZM104 31V32H105ZM134 31L136 32V29L134 28V30H133V33H134ZM153 31V30H152ZM152 31H149V32H152ZM172 31H173V29H172ZM171 31V32H172ZM173 31V32H174ZM188 31V30H187ZM186 31V32H187ZM189 31H190V33H191V30L189 29ZM202 31V30H201ZM200 31V32H201ZM208 31V30H207ZM7 32V31H6ZM43 32V31H42ZM47 32H46V34H47ZM63 32L65 33V30H63ZM83 32V31H82ZM129 32V31H128ZM159 32H162V31H159ZM183 32V31H182ZM182 32H179V33H182ZM185 32V31H184ZM183 32V35H181L180 36V38H178L177 37V39L180 41V44L183 46V44L185 45V47H186V51L187 52H189L190 53V51H189V48H187V47H189V46H187V45H190L191 44V41L193 40L192 38L194 37L195 38V36L197 35V34H192V36L191 35H189L188 33L187 34H185ZM209 32V34L211 35V33H210V31H208ZM22 33V32H21ZM30 33H33V31L32 32H30ZM35 33V32H34ZM38 33V32H37ZM36 33V35H38ZM52 33V32H51ZM64 33H62L63 34V37H64ZM130 33V32H129ZM147 33V32H146ZM152 33H154L155 34V36H154V34H152L153 35V37H155V38H157V35H158V37L161 39V37H162V39L164 38L163 36H170V35H165V34H161V33H159L160 34V36H159V34H157L156 35V33L155 32H152ZM158 33V32H157ZM176 33V32H175ZM45 34V35H46ZM54 34V33H53ZM59 34H60V32H59ZM76 34V33H75ZM77 34H78V32H77ZM112 34V35H111ZM119 34V35H118ZM126 34V33H125ZM172 34V33H171ZM198 34H199V31H198ZM11 35H13V34H11ZM23 35V34H22ZM33 35V34H32ZM80 35V34H79ZM82 35H83V33H82ZM112 36V38L114 39V46L113 47H111L110 46V42L109 41H112L111 39H108V38H110L111 36ZM134 35V34H133ZM140 35V34H139ZM151 35V36H152ZM180 35V34H179ZM202 34H200V36H201ZM208 35V34H207ZM206 35V36H207ZM10 36V35H9ZM29 36V35H28ZM33 36H35V35H33ZM50 36V35H49ZM60 36H62L61 34H60ZM66 36V35H65ZM131 36V35H130ZM136 36V35H135ZM138 36V35H137ZM144 36V35H143ZM146 36H148V35H146ZM199 36V35H198ZM203 36V35H202ZM7 37V36H6ZM26 37V36H25ZM29 37H31V36H29ZM36 37V36H35ZM40 37V36H39ZM38 37V40L40 39ZM68 37V36H67ZM79 37V36H78ZM86 37V36H85ZM145 37V36H144ZM45 38V37H44ZM75 38V37H74ZM87 38H89V37H87ZM139 38V37H138ZM142 38V37H141ZM147 38V37H146ZM169 38H172V37H169ZM175 38V37H174ZM173 38V39H174ZM204 39H205V36L203 37ZM8 39V38H7ZM26 39H28V38H26ZM32 39H33V37H32ZM32 39H30L31 41H32ZM42 39V38H41ZM40 39V40H41ZM60 39V38H59ZM62 39V38H61ZM60 39V40H61ZM65 39H67V38H65ZM78 39H80L81 40V38H78ZM78 39H77V43L78 42H80V41H78ZM92 39V38H91ZM90 39V40H91ZM101 39V40H100ZM173 39H171V41L173 42V43H177L178 41H175L174 42V40ZM196 39H198L197 37H196ZM16 40V39H15ZM34 41H36L35 39H33ZM63 40V39H62ZM93 40V39H92ZM137 40H139V39H137ZM146 40V39H145ZM155 40V39H154ZM159 39H157L156 41H158ZM17 41V40H16ZM27 41H29V40H26V42ZM31 41H29V42H31ZM64 41H66V40H64ZM63 41V42H64ZM69 40H67L66 41V43H68L69 44V42H71V41H69ZM73 41V40H72ZM85 41V40H84ZM133 41V40H132ZM135 41V40H134ZM141 40H139V42H140ZM144 41V40H143ZM147 41V40H146ZM145 41V42H146ZM161 41H163V40H161ZM171 41H170V45H171ZM10 42H11V40H10ZM13 42V41H12ZM11 42V43H12ZM40 42V41H39ZM38 42V43H39ZM42 42V41H41ZM74 42V41H73ZM76 42V41H75ZM89 42V41H85V42H83V41H81L80 42V46H82V44L84 43V44H87V43ZM149 42V41H148ZM148 42H146V43H148ZM159 42V41H158ZM2 45L4 46V44H3V40H2ZM0 43V44H1ZM9 43V42H8ZM11 43L9 44L10 46H11ZM36 43V42H35ZM51 43H52V41H51ZM50 43V44H51ZM57 43V42H56ZM72 43V42H71ZM70 43V44H71ZM101 43H103L102 45H101ZM133 43V42H132ZM135 43V42H134ZM141 43V42H140ZM150 43V42H149ZM152 44H153V41L151 42ZM154 43H156L155 41H154ZM179 43V42H178ZM27 44V43H26ZM31 44H33L32 42H31ZM40 44H42V43H40ZM73 44V43H72ZM131 44V43H130ZM157 44H159V43H157ZM157 44H156V46H157ZM166 44V43H165ZM179 44V45H180ZM192 44H193V42H192ZM29 45V44H28ZM27 45V46H28ZM43 45V44H42ZM48 45V44H47ZM62 45H63V43H62ZM74 45V44H73ZM113 45V44H112ZM132 46H133V44H131ZM135 45V47H137L136 46V44H134ZM154 45V44H153ZM167 45H169V44H167ZM169 45V46H170ZM175 45V44H174ZM173 45V46H174ZM3 46H1V47H3ZM32 46V45H31ZM33 46H34V44H33ZM36 46V45H35ZM38 46V45H37ZM36 46V47H37ZM41 46V45H40ZM40 46H39V49H40ZM56 46V45H55ZM58 46V45H57ZM64 46H65V44H64ZM67 46V45H66ZM80 46H78L77 47V49L78 48H80ZM85 46V45H84ZM87 46V45H86ZM91 46V45H90ZM139 46V45H138ZM145 46H148V44L147 45H145ZM164 46V45H163ZM0 47V48H1ZM5 47V46H4ZM24 47V46H23ZM51 47H53V45L52 46H50L49 47V49H51ZM68 47L69 46H67V50H68ZM144 47V46H143ZM159 47H161V45L159 46ZM175 47H177V44L175 45ZM192 46H190V48H191ZM11 48V47H10ZM9 48V50H13L12 48H13V46H12V48L10 49ZM16 48V47H15ZM27 48V47H26ZM45 48V47H44ZM47 48V47H46ZM57 48V47H56ZM58 48H60V47H58ZM57 48V49H58ZM70 48V47H69ZM88 48V47H87ZM86 48V49H87ZM117 48L118 50H120L124 55L120 58V60L119 59H117V57L115 56V55H117V52L115 51V49ZM166 48H167V46H166ZM171 48H172V46H171ZM170 47H168V49L170 50L171 49ZM184 48V47H183ZM194 48L195 47H192L191 49H192V51L194 50ZM28 49V48H27ZM32 49V48H31ZM36 49V48H35ZM38 49V50H39ZM49 49H47L46 51L47 52H45V50H43V48H41V50L42 51H44V54L45 53H48L49 54ZM53 49V48H52ZM51 49V56H54V53H53V50ZM65 49H66V47H65ZM72 49V48H71ZM164 49V48H163ZM173 49V48H172ZM171 49V50H172ZM175 49V48H174ZM177 49H178V47H177ZM176 49V50H177ZM181 49V48H180ZM188 49V50H187ZM196 49H197V47H196ZM15 50V49H14ZM34 50V49H33ZM73 50H74V48H73ZM151 50H153V49H151ZM179 50V49H178ZM177 50V51H178ZM184 51H185V49H183ZM15 51H17V49L15 50ZM32 51V50H31ZM30 51V52H31ZM60 51V50H59ZM61 51H63V50H61ZM133 51H134V49H133ZM136 51L134 52V53H136ZM145 51V52H144ZM154 51V50H153ZM152 51V52H153ZM181 51H182V49H181ZM186 51H185V53H186ZM2 52V51H1ZM4 52V51H3ZM2 52V53H3ZM12 52H14V51H12ZM33 52V51H32ZM55 52V51H54ZM58 52V51H57ZM63 52H65L66 54H67V51H63ZM69 52H71V51H69ZM76 52V51H75ZM77 52H78V50H77ZM84 52V51H83ZM115 52H116V54H115ZM143 52L145 53V58H143L142 57V54H143ZM172 52H173V50H172ZM22 53V52H21ZM24 53V52H23ZM35 53L36 54H38L39 53V55H40V53H42V52H39L38 51V53L36 52V50H35ZM59 53V52H58ZM58 53H56L57 55H58ZM130 53H131V51H130ZM179 53H180V51H179ZM182 53V52H181ZM184 53V52H183ZM182 53V55L184 56V55H187V54H183ZM188 53V54H189ZM198 52H196V54H197ZM4 54V53H3ZM27 54H28V52H27ZM27 54H26V56H27ZM43 54V53H42ZM42 54L39 56V58L42 56ZM55 54V55H56ZM61 54H62V52H61ZM61 54L60 55H58L59 57V60H58V63H56L57 62V60H56V62H55V60L53 59V63H56L55 65L56 66H54L55 68H56V71H57V73H56V75L57 74H59L60 72V70L61 69H63L62 67V65H61V69L59 70V68L57 69V67H59L58 65H60L59 64V61H61L60 60V56H61ZM69 54V53H68ZM72 54V53H71ZM81 54V53H80ZM97 56H96V55ZM177 54V53H176ZM201 55H202V53H200ZM11 55V54H10ZM21 55V54H20ZM24 55V54H23ZM34 55V54H33ZM63 56L62 57H64V53L62 54ZM74 55H76V54H74ZM84 55H86V53L84 54ZM119 55H121V54H119ZM136 55V54H135ZM164 55V54H163ZM178 55H180V54H178ZM198 55H199V53H198ZM197 55V57H199ZM206 55V53L203 55V57ZM14 56V55H13ZM19 56V55H18ZM30 56V55H29ZM28 56V57H29ZM43 56H45L46 57V54L45 55H43ZM80 56V55H79ZM132 56H134V55H131V57ZM154 56V55H153ZM165 56V58L168 56V55H164ZM189 56V55H188ZM188 56H186L187 58H188ZM23 57V56H22ZM28 57L27 58H25V59H23V60H30V58L28 59ZM35 57V56H34ZM82 57V56H81ZM85 57V56H84ZM89 57L87 56V58H88V61H89ZM161 57V56H160ZM159 57V58H160ZM182 57V56H181ZM190 57V60L188 61V64H189V66H190V64L192 63L193 64V62H192V60H191V57H193L192 56V54H191V56H189ZM206 57H208V56H206ZM36 58V57H35ZM34 59L33 57L31 58V59H33L32 61H33V63L34 64H37L36 66H38V67H36L35 68V66L34 65H32V67L34 66V68L35 69H40L41 70V68L44 66V67H46L47 69H48V62H47V65L45 64V62H43L42 64H40L41 63V61L40 60H42V61H45V59L44 58H40V59ZM53 58V57H52ZM54 58H55V56H54ZM57 58V57H56ZM55 58V59H56ZM57 58V59H58ZM67 58V57H66ZM65 57H64V59H66ZM79 58V57H78ZM153 58V57H152ZM156 58H158V57H156ZM159 58H158V60H159ZM174 58L176 59V57L174 56ZM178 58V57H177ZM195 58V57H194ZM193 58V60H195ZM200 58V57H199ZM64 59H62L63 60V62H64ZM80 59V58H79ZM173 59V58H172ZM172 59H170L171 61L170 62H173L174 61V59H173V61H172ZM182 59V58H181ZM197 60H198V58H196ZM203 59V58H202ZM19 60H22V59H19ZM22 60V61H23ZM39 60V61H38ZM51 60V59H50ZM71 60V59H70ZM86 60V59H85ZM200 60V59H199ZM48 61H49V59H48ZM52 61V60H51ZM67 63H68V65H67V63H66V67L67 66H69V64L71 63L70 61H69V59H66L65 60ZM70 63H69V62ZM72 61V60H71ZM74 61V60H73ZM81 60H79L78 62H80ZM87 61V60H86ZM165 61H167V60H165ZM185 61V60H184ZM191 61V63H189ZM203 61V60H202ZM207 61V60H206ZM21 62V61H20ZM26 62V61H25ZM29 62V61H28ZM28 62H27V65H29L30 66V62H31V60H30V62H29V64H28ZM36 62V63H35ZM50 62V61H49ZM81 62H83V58H82V61ZM208 62H209V60H208ZM61 63V62H60ZM65 63H64V65H65ZM87 63V62H86ZM153 65H152V64ZM162 63V62H161ZM167 63V62H166ZM178 63V62H177ZM176 63V64H177ZM195 63V62H194ZM201 63V62H200ZM18 63H16V65H17ZM22 64H24V61H23V63ZM21 64V65H22ZM31 64H32V62H31ZM49 64H52V63H49ZM58 64V65H57ZM63 64V63H62ZM72 65H73V63H71ZM78 64V63H77ZM180 64V63H179ZM183 64H185V62L183 63ZM191 64V65H192ZM196 65H199V62H198V64H197V62L195 63ZM24 65H26V63L24 64ZM26 65V66H27ZM72 65H70V66H72ZM82 65H84V66H82ZM162 65V64H161ZM172 65V64H171ZM173 65H174V63H173ZM194 65V64H193ZM29 66L27 67V69L29 68ZM50 66H53V65H50ZM165 66V65H164ZM176 66V65H175ZM174 66V67H175ZM182 66V65H181ZM188 66V67H189ZM54 67H52V68H54ZM65 67V68H66ZM160 67V66H159ZM178 67H179V65H178ZM191 67V66H190ZM199 67V66H198ZM12 68V66L10 67V69ZM24 68H26V67H24ZM30 68H31V66H30ZM45 68V69H46ZM54 68V69H55ZM69 68V67H68ZM68 68L66 69V70H68ZM80 68V67H79ZM162 68V67H161ZM160 68V69H161ZM194 68H197V67H194ZM4 69V68H3ZM37 69V70H38ZM45 69H42L41 71L42 72H40L39 74H38V76L39 75H42V77H44L43 76V74H46L45 72L43 73V70L45 71ZM54 69H52V70H54ZM160 69H158L159 70V74L162 72ZM163 69V68H162ZM179 69H180V67H179ZM244 69V68H243ZM2 70V69H1ZM16 70V69H15ZM29 70H31V69H29ZM37 70L35 71L34 69H33V72H37ZM59 70V71H58ZM72 70V69H71ZM71 70H68V71H71ZM138 70V69H137ZM164 70H165V68H164ZM168 70V69H167ZM217 70V69H216ZM6 71V70H5ZM9 71V70H8ZM12 71V70H11ZM11 71H9V72H11ZM115 71H118L119 73H117V72H115ZM161 71V72H160ZM169 71H170V69H169ZM207 71V70H206ZM23 72V71H22ZM25 72V71H24ZM30 72V71H29ZM62 73H63V71H61ZM137 72V71H136ZM156 72H158V71H156ZM167 72V71H166ZM1 73V72H0ZM3 73V72H2ZM38 73V72H37ZM50 73V72H49ZM64 73H68L67 75H69V72H64ZM79 73V75L81 74L80 73V71L78 72ZM114 73H117L115 76L117 77L116 78V80H113V78H114ZM148 73V72H147ZM154 73V72H153ZM168 73V72H167ZM170 73V72H169ZM172 73H173V71L171 72V76L172 77H174V75L175 74H173L172 75ZM208 73V72H207ZM28 74V73H27ZM61 74V73H60ZM73 74V73H72ZM91 74V75H90ZM155 74V73H154ZM240 74V73H239ZM243 74V73H242ZM245 74V73H244ZM5 75V74H4ZM36 76L35 77H37V78H35L37 81H35L36 82V86H37V83L39 84L40 82H39V80H41V81H43L44 83L45 82H47V80L45 81V79L44 78H40L39 79V77L37 76V74H35ZM50 74H48V75H46V76H49ZM65 75V74H64ZM90 75V76H89ZM153 75V74H152ZM203 75H204V78L206 77V76H208L207 74H204V72H203ZM246 75V74H245ZM52 76V75H51ZM50 76V77H51ZM55 76V75H54ZM53 76V77H54ZM58 76V75H57ZM56 76V77H57ZM62 77H66V76H63V75H61ZM77 76V75H76ZM248 76V75H247ZM59 77H60V75H59ZM59 77H57V78H59ZM68 77H70V76H68ZM68 77H66V78H68ZM244 77V76H243ZM246 77V76H245ZM24 78V77H23ZM49 78V77H48ZM52 78V77H51ZM49 79L50 80V82H51V80L53 79ZM66 78H65V80H66ZM78 78H79V76H78ZM144 78V77H143ZM161 78H164V79H161ZM33 79H34V76H33ZM34 79V80H35ZM44 79V80H43ZM56 79V78H55ZM54 79V80H55ZM71 79V78H70ZM75 79V78H74ZM74 79H72L73 81H74ZM80 79V78H79ZM115 79V78H114ZM117 79H118V82L121 84L120 86V90L119 91H117V92H115V93H117V94H115V95H113L112 93H111V90H112V88L114 87V85H115V83H114V81H116L117 82ZM152 79V78H151ZM245 79H247V77L245 78ZM244 78L242 79H240V80H243V82H242V85H243V83H244V80H245ZM34 80H32V82L34 81ZM81 80V79H80ZM249 80V79H248ZM27 81V80H26ZM57 81H58V79H57ZM63 81V80H62ZM61 80H60V82L59 83H61L62 82ZM22 82V81H21ZM25 82V81H24ZM240 82V81H239ZM246 82H248L247 80H246ZM26 83H24V85L26 84ZM58 83V82H57ZM70 83V82H69ZM69 83L67 84L66 83V86H68L69 85ZM22 84H23V82H22ZM21 84V85H22ZM47 84H51V83H49V82H47ZM46 83H45V87H46V85H47ZM56 84V82L54 83V85ZM63 84H65V82L63 81ZM195 84H199L198 82L196 83L195 82ZM194 84V86H196V87H194V88H196L197 89V85H195ZM247 84V83H246ZM245 84V85H246ZM249 84V83H248ZM40 85H42V84H40ZM44 85V84H43ZM58 85V84H57ZM57 85H55V86H57ZM62 85V84H61ZM73 85V84H72ZM72 85H70V86H72ZM118 85V84H117ZM1 86V85H0ZM3 86H5V85H3ZM28 86L30 87L29 89H28ZM59 86H60V84H59ZM79 86V85H78ZM84 86H85V88H86V86H87V90H84ZM156 86V85H155ZM154 86V87H155ZM7 87H8V85H7ZM39 87V86H38ZM43 87V86H42ZM47 87H49V85L47 86ZM51 87H53L52 85H51ZM51 87L50 88H48V90H47V92L45 93V95H47L48 97H50L51 95H52V89H51ZM76 87V86H75ZM89 87V88H88ZM153 87V88H154ZM1 88H2V86H1ZM41 88V87H40ZM44 88V87H43ZM54 88V87H53ZM59 88H62V90L64 91V88L63 87H59ZM153 88H150V89H153ZM198 88H200V85H199V87ZM242 88V87H241ZM245 88V87H244ZM4 89V88H3ZM12 89V88H11ZM14 89H15V87H14ZM36 89H37V87H36ZM44 89H46V88H44ZM55 89H57L56 87L54 88V90ZM65 89H68V88H65ZM69 89L71 90V91H73V92H75V89L74 90H72V88L71 87H69ZM2 89H0V91H1ZM20 90V89H19ZM18 90V91H19ZM41 90V89H40ZM43 90V89H42ZM58 90V89H57ZM56 90V91H57ZM61 90V89H60ZM60 90H59V92H60ZM62 90H61V92L60 93H63L62 92ZM69 90V91H70ZM173 90V89H172ZM172 90H169V91H172ZM201 90H202V88H200V92L198 91V94L200 93H202L201 92ZM11 91H13V89L11 90ZM17 91V92H18ZM56 91H54L53 93L55 94L56 93ZM67 91L68 90H65V92H66V94H67ZM70 91V92H71ZM194 91H195V89H194ZM2 92V91H1ZM16 92V94H19V93H17ZM40 92H42V91H40ZM58 92V91H57ZM58 92V93H59ZM65 92H64V94H65ZM70 92H69V94H70ZM148 92H150V91H148ZM193 92V91H192ZM191 92V94H193ZM3 93H4V91H3ZM22 93V94H23ZM43 93V92H42ZM194 93H196V92H194ZM65 94V95H66ZM69 94H67V95H69ZM75 94V93H74ZM76 94H78V93H76ZM103 94H105V98H103L102 97V95ZM141 94V93H140ZM147 94V93H146ZM200 94H199V97H200ZM42 95H44V94H42ZM56 95V94H55ZM63 95V94H62ZM148 95V94H147ZM146 95V96H147ZM194 95V94H193ZM192 95V96H193ZM202 95V94H201ZM220 95V94H219ZM37 96V95H36ZM41 96V95H40ZM70 96V95H69ZM85 96V97H84ZM86 96H91V97H87L86 98ZM13 97H15V98H13ZM39 97V96H38ZM42 97V96H41ZM40 97V98H41ZM64 98H66L65 96H63ZM86 98L85 100H82V98ZM19 98H21V97H19ZM47 98V97H46ZM61 99H62V97H60ZM75 99H76V97H74ZM193 98H194V96H193ZM9 99V98H8ZM17 99H18V97H17ZM45 99V98H44ZM50 99V98H49ZM78 99V98H77ZM76 99V100H77ZM198 99V98H197ZM201 99V98H200ZM199 99V100H200ZM189 100V99H188ZM188 100H187V103H188V105H187V103H184L183 102V104L182 103H180V106L182 105V107H179L180 109L178 110V108H176L177 110H175L174 109V111H175V113H174V111L173 110H171V112H170V114L166 117V114H165V112L163 113V114H165V115H161V114H157V116H158V118H159V121H158V123L157 124H155L157 127H159V128H167V127H171L170 129L171 130H173L174 128L172 127L173 126V120H176L177 121V117L181 114V112L183 111L184 112V110L183 109H185L184 107L186 106V107H188L189 106V104L190 103H193L194 105H195V103L197 102L196 100L193 102V100L191 101V100H189V102H188ZM41 101H43V100H41ZM46 101V100H45ZM67 101H68V99H67ZM170 101V100H169ZM183 100H181L180 102H182ZM202 101V100H201ZM69 102V101H68ZM68 102H67V105H69L68 104ZM76 103V104H75ZM94 103H96L97 104V107L99 108V110H100V112L98 113V112H96V113H98V114H96L95 116L92 114V116H93V120L91 121V122H89L88 120H87V118L86 119H83V118H80V116L81 115H79L78 114V116L79 117H73V115H75V114H77L78 112H81V111H79L80 109L82 110L83 109V111H85V110H87V108H88V106H90V104H94ZM166 103V102H165ZM199 103V102H198ZM36 106V105H40L39 107H37V109H39V110H36V112H37V114L36 113H34V114H36V117H33V116H35V115H33V112H35V111H33L34 110V108H33V106L34 105ZM167 104H169L170 105V103H167ZM166 104V105H167ZM172 104V103H171ZM192 104V105H193ZM227 104V103H226ZM226 104H224V105H226ZM7 105H8V103H7ZM48 105V104H47ZM95 105V104H94ZM179 105V104H178ZM192 105H190V106H192ZM196 105H197V103H196ZM219 105V104H218ZM218 105H215V106H218ZM189 106V107H190ZM198 106V105H197ZM197 106H196V108H197ZM227 106V105H226ZM8 107H9V105H8ZM62 107V108H61ZM93 107H95V106H93ZM167 107V106H166ZM192 107H194V106H192ZM207 107V106H206ZM219 107V106H218ZM228 107V106H227ZM11 108V107H10ZM36 108V107H35ZM97 108V109H98ZM196 108H193V109H195V111L194 112H192L193 111V109L192 108H188L189 110L191 109L192 111H191V113H195L196 112ZM222 108V107H221ZM261 108V107H260ZM263 108V107H262ZM261 108V109H262ZM9 109V108H8ZM7 109V110H8ZM95 109H96V107H95ZM94 109V111H96ZM242 109H244V108H242ZM2 110H5V109H2ZM58 110H63L64 112H62V113H64V114H62L61 115V113H59V111ZM71 110H72V113L71 114H69L68 115V112H71ZM93 110V109H92ZM197 110H198V108H197ZM208 110H210L209 108H208ZM232 110H233V108H232ZM240 110H241V108H240ZM239 110V111H240ZM258 110H260L259 109V107H258ZM9 111V110H8ZM33 111V112H32ZM88 111V110H87ZM93 111V112H94ZM158 111H160V110H158ZM173 111V112H172ZM177 111L179 112L180 111V114L179 113H177ZM186 111V110H185ZM206 111V110H205ZM228 111V110H227ZM226 111V112H227ZM244 111H245V109H244ZM6 112V111H5ZM61 112V111H60ZM198 112H200L198 115H200L201 116V112L202 113H204L202 110H200V111H198ZM242 113L241 114H244L245 115V112L243 113V111H241ZM263 112H264V110H263ZM263 112H262V114H263ZM13 113V112H12ZM86 113V112H85ZM156 113V112H155ZM186 113V112H185ZM228 113H230V112H228ZM236 113V112H235ZM5 114V113H4ZM56 115V119H54L53 118V115ZM82 114V113H81ZM88 114V113H87ZM86 114V115H87ZM135 115H136V113H134ZM151 114L152 113H149V114H147L146 115V117H147V119H149V122L150 123H152L151 122V120H152V116H151ZM154 114V113H153ZM152 114V115H153ZM227 114V113H226ZM251 113H249V115H250ZM33 115V116H32ZM83 115V114H82ZM141 115H142V113H141ZM184 115V114H183ZM182 115V116H183ZM192 115V114H191ZM194 115H196V113L194 114ZM197 115V116H198ZM234 115V114H233ZM244 115H243V117H244ZM248 115V114H247ZM248 115V116H249ZM10 116V115H9ZM16 116V115H15ZM143 116V115H142ZM185 116H189V114H185ZM197 116H196V118H197ZM200 116H198L199 118H200ZM3 119H4V116H1ZM11 117V116H10ZM33 118V120H34V118H36V120L37 121H39V125L43 128H41L40 126L38 127V124H35V125H33V124H31L30 122H29V120H30V118ZM82 117V116H81ZM145 117V118H146ZM179 117H181V115L179 116ZM190 117V116H189ZM189 117H187V118H189ZM239 117H241L240 116V112H239ZM238 117V118H239ZM242 117V118H243ZM250 117V116H249ZM256 117V116H255ZM254 117V118H255ZM20 118H21V116H20ZM154 118V117H153ZM198 118V119H199ZM213 118V117H212ZM211 118V119H212ZM223 118L226 120V116H224L223 115ZM2 119V120H3ZM13 119V118H12ZM14 119H16L15 117H14ZM17 119H18V116H17ZM24 119V120H25ZM54 119V120H53ZM155 119V118H154ZM179 119V121H180V118H178ZM223 119V120H224ZM228 119V118H227ZM246 119L248 120V118L246 117ZM246 119H245V117L243 118V120L244 121H246ZM251 119V118H250ZM249 119V120H250ZM263 119V118H262ZM20 120V119H19ZM32 120V119H31ZM30 120V121H31ZM33 120H32V122H33ZM36 120H34V121H36ZM158 120V119H157ZM1 121V120H0ZM5 120H3V122H4ZM14 121V120H13ZM20 121H22V120H20ZM131 121H137V123L138 124H141V129H142V131H143V133H141L142 131H140V129L139 130H137V127H139V126H135V125H133V124H131ZM212 121H213V119H212ZM6 122V121H5ZM4 122V123H5ZM11 122V121H10ZM16 122V121H15ZM18 122V121H17ZM43 122H46L45 124L46 125H43L42 123ZM178 122V121H177ZM202 122V121H201ZM214 122H216V121H214ZM227 122V121H226ZM238 122V121H237ZM241 120L239 121V123H240V125H242L241 124ZM13 123V122H12ZM180 123V122H179ZM225 123V122H224ZM248 123H250L249 121H248ZM248 123H246V124H248ZM18 124V123H17ZM22 124V125H23ZM136 124V123H135ZM263 124H264V122H263ZM262 124V125H263ZM6 125V124H5ZM32 125H33V127L35 128V126H37L36 127V129H34V128H32ZM43 125V126H42ZM217 124H215L214 125V127L216 126ZM240 125H239V127H240ZM252 125V124H251ZM15 126V125H14ZM45 126V127H44ZM178 126H180V125H176L175 126V130H176V127H178ZM223 126V125H222ZM244 126V125H243ZM246 126V125H245ZM0 127H2V126H0ZM139 127V128H140ZM220 127V126H219ZM224 127V126H223ZM229 127V126H228ZM249 127H251L249 124H248V130L247 131H249ZM252 127H253V125H252ZM262 127H264V126H262ZM83 128H85V133L83 134V135H79L77 132H79L80 130H82ZM242 128V126L240 127V129ZM246 128H247V126H246ZM219 129V128H218ZM262 129V128H261ZM2 130V129H1ZM163 130V129H162ZM166 130V129H165ZM167 130H168V128H167ZM166 130V131H167ZM241 130H243L244 132H246L245 131V127H243V129H241ZM263 130H264V128H263ZM225 130H223V132L222 133H225L224 132ZM213 132V131H212ZM211 131H210V133H211V136L214 134V133H212ZM217 132V131H216ZM242 132V131H241ZM243 132V133H244ZM262 132V134H263V131H261ZM219 133V131L217 132V134ZM221 133V132H220ZM219 133V134H220ZM221 133V134H222ZM251 133H253V132H251ZM250 132H249V135L251 134ZM174 134V133H173ZM228 134V133H227ZM239 134V133H238ZM248 134V132L245 134L246 135V137L247 136H249V135H247ZM222 135H224V134H222ZM245 135H243V136H245ZM213 136H215V134L213 135ZM212 136V137H213ZM251 136V135H250ZM252 136H253V138H254V134H252ZM92 138L91 139V141H89L90 139L89 138ZM216 137V136H215ZM214 137V138H215ZM220 137H222V138H225V136L223 137V136H221L220 135ZM227 137V136H226ZM6 138V137H5ZM5 138H4V140H5ZM13 138V137H12ZM27 138V137H26ZM213 138V139H214ZM264 138V137H263ZM8 139H9V137H8ZM19 139V138H18ZM17 139V140H18ZM61 139V140H60ZM13 140H16V138L15 139H13ZM225 139H223V141H224ZM20 141V140H19ZM21 142V141H20ZM127 143L128 142V144L125 146V144L124 143ZM225 143H226V141H224ZM16 143L17 144H19V142H17L16 141ZM23 143V142H22ZM23 143V144H24ZM84 143H87V145L88 146H86V148H83V144ZM143 143H146L147 145H149L148 147H147V149L144 151V150H141V146L143 145ZM136 145L137 146V150L136 151H133L132 149H131V147H132V145ZM215 144V143H214ZM213 144V145H214ZM60 145H62V146H60ZM222 145V144H221ZM226 145H227V143H226ZM31 146V145H30ZM39 146V145H38ZM56 146H59L58 147V149L56 148H54V147H56ZM229 146V144L227 145V147ZM41 147V146H40ZM85 147V146H84ZM211 147V146H210ZM64 147H62L61 149H63ZM221 148V147H220ZM223 148H224V145L222 146V148H221V150H223ZM61 151H63V150H61ZM107 151H114V154L113 155H107ZM211 151V150H210ZM225 151H226V149H225ZM23 152L25 153V155H23ZM43 152V153H44ZM209 152V151H208ZM66 153H65V155H66ZM211 153V152H210ZM228 153V152H227ZM227 153H225L226 154V156H227ZM47 154V153H46ZM59 154H61V153H59ZM62 154H64L63 152H62ZM61 154V155H62ZM48 155H49V153H48ZM158 155H159V157H158ZM212 156V154H209V159H211L210 157ZM222 155H223V153H222ZM56 156V155H55ZM60 156V155H59ZM64 156V155H63ZM62 157V156H61ZM213 157V156H212ZM63 158V157H62ZM85 158H88V161L87 162H85ZM52 159V160H51ZM19 160V159H18ZM224 160H225V158H224ZM193 161H195V160H193ZM193 161H192V163L191 164H195V163H193ZM197 161V163L196 164H199L200 163V161H198V160H196ZM20 162H18V163H20ZM199 162V163H198ZM24 164V163H23ZM27 164V165H28ZM171 164H173V166H174V170L172 169L169 173H168V167H170L169 165H171ZM189 164V163H188ZM201 165V164H200ZM32 166H34L35 168H33ZM172 166V165H171ZM187 166V165H186ZM190 165H188L187 167H189ZM192 167L194 166V165H191ZM202 166V165H201ZM180 167V168H179ZM195 167V166H194ZM203 167V166H202ZM171 168H173V167H171ZM179 168V169H178ZM24 169V168H23ZM186 169V168H185ZM191 169V168H190ZM82 170H86V173H88V172H90V174L89 175H85L86 177L83 179V176H84V174H81V172H82ZM181 170H182V172H181ZM14 171H16V172H14ZM181 172V173H180ZM32 174V176H30ZM50 175H52V177L51 178H49V176ZM162 176L163 175H161V178H162ZM181 176V175H180ZM88 177H90V180L88 179ZM155 178V177H154ZM54 179H56V182H57V185L58 184H60L61 186L56 190V189H53V190H51L52 188H50L51 186H48V184H53L52 186H53V188H55L54 187V184H56V182H55V180ZM4 180H5V178H4ZM4 180L2 179V181L4 182ZM2 183V182H1ZM4 184V183H3ZM2 184V185H3ZM5 184V185H6ZM17 184H20V186H17ZM92 184V185H91ZM94 184V185H93ZM167 184V183H166ZM1 185V184H0ZM42 185H45V187L43 186L42 187ZM1 187V186H0ZM4 187V186H3ZM43 188V190H46V187H49V189H50V191H48L49 193H51V194H49L50 196H51V199H49L48 198V200H46V201H44L43 199H39V197H41V193H40V191H42L41 189ZM45 188V189H44ZM105 189V188H104ZM10 191V190H9ZM47 191H45V193L47 192ZM116 192V193H117ZM43 193H44V191H43ZM33 194H36V198H34L35 196L33 195ZM3 196V197H4ZM34 196V197H33ZM78 196H82L83 197V199H82V201L81 202H75L74 200H73V198H76V197H78ZM134 196V195H133ZM135 197V196H134ZM2 198V197H1ZM70 198V199H69ZM132 198V197H131ZM3 199V198H2ZM58 199H60L61 200V204H59L58 203ZM149 199V198H148ZM139 200L140 201H146L147 200V198L145 197V195L143 194V195H140L139 196ZM3 201H4V199H3ZM110 203V202H109ZM132 203H133V205H132V208L130 209L129 207V209L133 212V215H134V218H133V220L132 221H130L129 220V217H128V219H127V222H126V224L125 223H123V222H121V228L123 227L124 228V232L123 233H121V238L123 239V241H124V243H126L127 244V246H128V248L130 249L131 247H133V242L132 241H127L126 240V237H124L123 236V234H125V236L126 235H128L131 231H132V229H133V226L138 222V218L139 217H136V215L138 214V209H137V205H138V203H139V201H138V198H135L134 200H132ZM87 205V206H86ZM195 205V204H194ZM127 206H130L129 204H127ZM125 207V206H124ZM194 208L196 209V210H198V205L196 204L195 206H194ZM123 210V209H122ZM125 210V209H124ZM84 211H89V213L92 215V217L90 216V217H88V216H85V212ZM130 212V211H129ZM128 212V213H129ZM189 216V215H188ZM164 223V222H163ZM188 223H189V225L192 227V229L197 233V234H199L200 233V231H201V218L198 216V215H195V216H193V218L190 220L189 219V221H188ZM165 224V223H164ZM161 226H163L162 224H161ZM167 229V228H166ZM118 230H119V228H118ZM168 230V229H167ZM148 231H150V228L148 229ZM162 232V231H161ZM74 233L76 234V236L74 235ZM168 233V232H167ZM167 233H165L164 232V234H166L167 235ZM147 234V233H146ZM163 234V233H162ZM141 237L138 239V241H137V243L139 242L140 244H142L143 245V249L144 250H149V245L147 244L149 241L147 240V236H143L144 234H142L141 233ZM77 236L79 237V238H77ZM155 234L153 235V234H151L150 235V237L151 238H155ZM163 236V235H162ZM175 237V236H174ZM80 238H82V239H80ZM164 238V237H163ZM176 238V237H175ZM79 239H80V241H79ZM109 238H108V236H107V239H104V242H108L109 240H108ZM160 239V238H159ZM190 239V241H192V239H193V237L191 236L190 238H188V240ZM146 240L148 241V242H146ZM187 240V241H188ZM194 240V239H193ZM103 241V240H102ZM175 242V239L173 238V239H171L170 240V243L171 242ZM256 242H257V240H256ZM61 243H64L63 245H65V247H66V249L64 250H62L61 251ZM139 243L137 244L138 246H139ZM172 246V245H171ZM0 248H2V247H0ZM72 248V249H73ZM74 248V249H75ZM127 248V249H128ZM138 248V247H137ZM142 248V247H141ZM73 249V250H74ZM124 250V249H123ZM122 250V251H123ZM57 251V252H56ZM122 251L121 252H117L116 254H111L110 256L108 255L107 257H106V259H104V257H105V255H107L106 254V252L105 253H101L100 254V256L102 257V259L101 258H99V260L101 259V262H100V264H108V263H110V259L113 261V260H115L117 263L119 262V264H123V262H120L119 261V259H118V257H119V255H120V253H122ZM126 251V250H125ZM125 251H123V252H125ZM94 252V251H93ZM146 252V251H145ZM149 252V251H148ZM152 253V252H151ZM149 254L146 258V260H145V253H142V254H139V255H137V256H135V257H129L130 258V260H126L128 263H131V264H140V263H145V264H150V262H152V254ZM105 254V255H104ZM84 255V254H83ZM126 255H127V253H126ZM130 256H132L131 254H129ZM147 255V254H146ZM154 255V254H153ZM166 255V254H165ZM164 255V256H165ZM169 255V256H168ZM152 256V257H151ZM156 256V255H155ZM154 256V257H155ZM163 256V255H162ZM167 256L170 258V253L169 254H167ZM164 257V260H162L163 261V264H168V260L167 259H169L168 257ZM1 257V256H0ZM23 257V256H22ZM20 258L21 259V261H23V260H25L26 258ZM97 257H99L98 255H97ZM96 257V258H97ZM6 259V257H3V259ZM128 258V259H129ZM5 259H4V261H5ZM156 259V258H155ZM145 260V261H144ZM154 260V259H153ZM160 260V259H159ZM158 260V261H159ZM7 261V260H6ZM154 261H156V263H157V260H154ZM156 263H154V264H156ZM127 264V263H126ZM183 264H188V262H186L185 261V263H183Z\"/></svg>",
  "mask_w": 264,
  "mask_h": 264
}]
</instances>
